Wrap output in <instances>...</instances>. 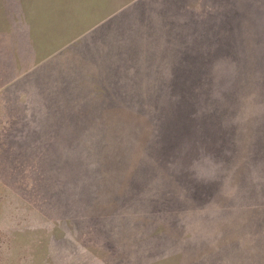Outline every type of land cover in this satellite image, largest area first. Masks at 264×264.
Segmentation results:
<instances>
[{"label": "rangeland", "instance_id": "rangeland-1", "mask_svg": "<svg viewBox=\"0 0 264 264\" xmlns=\"http://www.w3.org/2000/svg\"><path fill=\"white\" fill-rule=\"evenodd\" d=\"M0 264H264V0H0Z\"/></svg>", "mask_w": 264, "mask_h": 264}, {"label": "clouds", "instance_id": "clouds-1", "mask_svg": "<svg viewBox=\"0 0 264 264\" xmlns=\"http://www.w3.org/2000/svg\"><path fill=\"white\" fill-rule=\"evenodd\" d=\"M221 162L212 154L201 149L200 154L191 160L187 170L197 184H209L217 181Z\"/></svg>", "mask_w": 264, "mask_h": 264}]
</instances>
